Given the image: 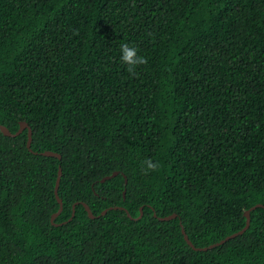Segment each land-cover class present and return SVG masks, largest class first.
<instances>
[{"label":"trees","instance_id":"1","mask_svg":"<svg viewBox=\"0 0 264 264\" xmlns=\"http://www.w3.org/2000/svg\"><path fill=\"white\" fill-rule=\"evenodd\" d=\"M20 120L30 149L0 131V264H264V0H0V124ZM256 203L222 243L183 239Z\"/></svg>","mask_w":264,"mask_h":264},{"label":"water","instance_id":"2","mask_svg":"<svg viewBox=\"0 0 264 264\" xmlns=\"http://www.w3.org/2000/svg\"><path fill=\"white\" fill-rule=\"evenodd\" d=\"M23 127L26 128V141H25V144H26V147H27L28 149H30V148H29V142H30V134H31V131H30V127L27 125V123H26L25 121L20 120V121L18 122V127H17V129H16L14 132H11L6 126H4L3 124H0V131H1L3 134H5V135H14L15 133L19 132ZM38 153H41V154H43V155L55 156V157H57V158L60 157L59 153H57V152H55V151L48 150V149L41 150V151H39ZM116 173H117L116 170L111 171L109 174H105V175H103V176L99 179V181H103L104 179L109 178L110 176H113V175H115ZM59 174H60V169H59V167H57V174H56L55 181H54L53 193H54V197H55L56 201L58 202V207H57V209H56L54 212H52L51 215H50V222H51V223H53V218H54V216L58 213V211L60 210V207H61V200H60L59 196L57 195V184H58ZM123 182H124V183L126 182V178H125L124 175H123ZM121 194H122V197H123V196H124V190H122ZM81 204H82V206L84 207V209H85L86 214H87L88 217H94V216H97V215H99V214H103V213L106 211L107 208H119V209L122 208L121 205H110V206H108L107 208L102 209L98 214H93V213L91 212V210L89 209L88 205H87L85 202L81 201ZM260 205H261L260 203H256V204H254V205H251L250 207H248L247 209H245V210L243 211L244 218H245V219H244V224H243L238 230L233 231V232H231V233L225 235L224 237L220 238L219 240L207 244L206 246H194V245L191 243V241L188 239L186 233L184 232L183 227L181 226V227H180V231H181V233H182L183 239H184L185 242H186L190 247H192L193 249H206V248L212 247V246H214V245H216V244H218V243H222L223 241L227 240L228 238L233 237V236H235V235L241 233V232H242V231L248 226V223H249V214H248V212H249V210L252 209V208H254L255 206H260ZM153 214H154V213H153ZM72 215H73V209H71L70 215H69V217L67 218V220L70 219ZM126 215L130 217V214H129L128 212H126ZM140 215H141V210L139 209V212H138V214H137V216H136L135 218H138ZM175 215H176V214H175L174 212H172V213H169V214H165V215L157 216V218H158V219H162V220H167V219H170V218H172V217H175Z\"/></svg>","mask_w":264,"mask_h":264},{"label":"clouds","instance_id":"3","mask_svg":"<svg viewBox=\"0 0 264 264\" xmlns=\"http://www.w3.org/2000/svg\"><path fill=\"white\" fill-rule=\"evenodd\" d=\"M138 48L128 43H122L120 45V60L123 64L127 65V71L130 74H136V70L141 65H146L148 60L143 55L138 54ZM159 168V164L156 161L148 160L146 162V172H154Z\"/></svg>","mask_w":264,"mask_h":264}]
</instances>
